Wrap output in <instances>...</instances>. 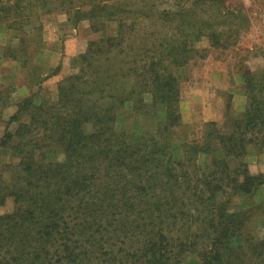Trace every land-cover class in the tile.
Returning <instances> with one entry per match:
<instances>
[{"label":"trees","instance_id":"16d2710c","mask_svg":"<svg viewBox=\"0 0 264 264\" xmlns=\"http://www.w3.org/2000/svg\"><path fill=\"white\" fill-rule=\"evenodd\" d=\"M50 1H1L0 24L49 13ZM64 7L70 18L82 11ZM157 8L122 9L123 18L134 12L131 22L118 18L114 35L90 42L56 97L31 91L4 122L0 149L12 162L0 169V207L11 198L13 209L0 213V264H187L193 256L198 264H264V235L252 229L264 200L233 206L264 185V171L252 173L247 159L264 148V64L241 75V114L229 102L222 122H208L202 139L175 152L177 69L205 57L197 38L226 48L239 27L227 28L240 18L220 0ZM26 48L25 58L4 55L25 67ZM125 112L139 119L140 135L117 125Z\"/></svg>","mask_w":264,"mask_h":264},{"label":"rangeland","instance_id":"374dc122","mask_svg":"<svg viewBox=\"0 0 264 264\" xmlns=\"http://www.w3.org/2000/svg\"><path fill=\"white\" fill-rule=\"evenodd\" d=\"M223 1L224 12L240 18L227 30H236L239 27V32L230 36L226 48L211 47L206 37L197 38L195 45L205 49L202 54L205 57L177 69L181 82V116L180 125L173 134L175 152L180 150L182 142L202 139L208 122H222L229 102L231 111L241 114L247 100L241 75L244 70H259L264 64V0H220ZM191 2L192 0H69L62 5L59 0H51V5L47 7L51 10L49 13L30 16L29 21L11 28L0 24V134L4 122L15 112L18 101L31 91H37L40 98L56 97L59 81L78 71V56L90 42L98 40L102 35H114L119 24L118 18L130 23L133 13L145 4L148 10L153 9L151 12H154L157 7H189ZM71 3L72 13L76 9H82L77 14L78 18H70L68 8L64 7ZM152 3L155 7H152ZM95 5L97 7H92ZM91 7L97 10L96 15L91 14ZM103 8L108 9L104 10L107 15L101 11ZM122 9L134 12H129V16L123 18ZM111 10L115 14L109 16ZM93 24L100 25L102 31H94ZM24 46L27 47L25 53L29 54L30 59L25 67L18 59L4 55L13 51L25 58L20 51ZM56 69L58 71L54 72ZM41 76L46 78L39 85L37 81L39 83L44 78ZM39 101L37 98V102ZM162 112L163 109L160 110ZM138 121L131 113L125 112L117 125L124 128L130 136L136 137L141 132L136 124ZM247 159L252 173L264 171V148H252ZM10 162L12 158L9 152L0 149V169ZM262 200L264 185L252 198L234 199L233 206L237 210ZM12 209L13 200L9 198L0 207V213L11 212ZM260 216L262 221L253 222L252 229L263 236L264 215ZM188 262L187 264H198V259L193 256Z\"/></svg>","mask_w":264,"mask_h":264}]
</instances>
